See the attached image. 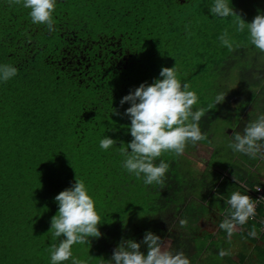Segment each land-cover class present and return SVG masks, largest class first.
<instances>
[{"label": "trees", "instance_id": "obj_1", "mask_svg": "<svg viewBox=\"0 0 264 264\" xmlns=\"http://www.w3.org/2000/svg\"><path fill=\"white\" fill-rule=\"evenodd\" d=\"M231 2L246 22L264 13V0ZM211 4L57 0L50 31L31 22L22 2L0 0V64L18 69L0 83V264H50L51 245L59 243L49 231L58 212L54 197L75 178L89 189L101 223L99 238L72 246L73 255L86 264H107L122 240L140 242L148 230L162 243L170 240L167 250L195 259L210 249L209 264H222L219 251L230 243L226 232H218L217 246L211 233L183 238L172 226L180 217H194L197 207L190 199L207 200L221 223L230 217L225 201L232 192L255 200V187H264L252 171L256 158L240 153L237 158L228 147L229 157L218 163L214 141L248 107L259 110L252 121L264 114V52L249 43L247 30L236 31L237 18H213ZM225 31L234 41L231 51L219 41ZM175 64L181 82L187 81L198 96L193 111L205 109L199 127L206 139L194 146H213L209 164L223 168L225 175L206 168L195 176L185 150L180 156L169 151L154 161L169 164L163 183L145 185L123 168L121 146L132 137L130 120L122 115L130 105L121 107L120 100L141 83H152L162 67ZM218 94L225 101L215 105ZM113 108L121 115L112 114ZM106 135L117 141L108 150L99 147ZM199 210L205 212V205L200 203ZM262 216L264 206L258 203L253 217L235 225L255 242L257 234L264 237ZM254 248L264 264V247ZM141 251L146 253V246ZM224 258L225 264L244 263L241 253Z\"/></svg>", "mask_w": 264, "mask_h": 264}, {"label": "clouds", "instance_id": "obj_2", "mask_svg": "<svg viewBox=\"0 0 264 264\" xmlns=\"http://www.w3.org/2000/svg\"><path fill=\"white\" fill-rule=\"evenodd\" d=\"M26 9L33 24H44L53 30V13L57 0H15ZM231 5V6H230ZM209 12L213 18L235 17L236 31L247 30L249 43L264 52V13L257 14L251 22H246L238 16L231 0H212ZM220 44L231 51L234 41L225 31L219 36ZM18 69L11 64H0V83L7 82L17 75ZM187 81L181 82L176 64L172 67H162L159 77L152 83L143 82L134 90L123 96L120 106L127 107L123 114L130 120L128 131L132 137L126 147L121 146L120 154L124 157L123 168L136 178L143 179L145 185L162 184L169 164L163 159L155 164L156 158L162 153L172 151L177 156L183 154L187 144L195 145L206 139L201 132L199 121L205 115V109L198 108V96L189 90ZM225 101V95L215 96V105ZM112 114L121 115L113 108ZM117 141L106 135L99 142V147L108 150L116 146ZM233 152L242 153L255 159L264 148V114L250 122L243 134L235 133L228 145ZM58 212L50 221L53 240L58 244L51 245L50 264H63L71 260V264H86L73 255L74 244H87L89 238H99L101 232L98 225L100 216L95 207V201L89 194L83 180L75 178V182L54 197ZM230 206V217L219 224L229 237L232 236L234 225H243L255 215L254 199L240 192H232L225 201ZM186 222L181 221V225ZM251 236L256 232L252 231ZM62 237V238H61ZM146 246V253L141 251ZM230 253L220 250L219 256ZM107 264H190L189 258L183 252L163 250L161 236L151 230L145 232L140 242L122 240L113 250Z\"/></svg>", "mask_w": 264, "mask_h": 264}, {"label": "rangeland", "instance_id": "obj_3", "mask_svg": "<svg viewBox=\"0 0 264 264\" xmlns=\"http://www.w3.org/2000/svg\"><path fill=\"white\" fill-rule=\"evenodd\" d=\"M253 110V111H252ZM259 110L257 108H251L248 107L246 112L240 116L238 122L235 124L233 128L227 131L226 134L221 131L217 133V137L214 140L215 141V148L217 149V162H221L222 160H226L229 157L228 151V141L226 138L230 137V135L233 132L241 133L243 134L244 128L248 125L250 121L254 118V115L257 114ZM232 138V136H231ZM226 139V140H225ZM188 149H185V156L187 158V161L189 162L191 168L193 169L192 173L195 176H199L201 172L209 168L215 173L217 171L221 172L222 175H225V170L217 165H214L213 167L210 166L209 161L211 159V154L213 152V146L209 145H202L199 144L197 146L191 145L187 147ZM230 148V147H229ZM242 154V153H240ZM239 153H235V157L239 158ZM257 163L252 168V171L256 172L255 175L257 176L258 180L260 182L264 181V148L261 149L260 153L257 154ZM192 200L193 204L196 205L197 210L194 212V217H186L184 220L180 217L176 220V222L172 226V231L175 234L181 235L183 238L185 237H195L204 233H211L213 237H215V240L217 241L218 246V238L220 235H218V232L220 230L219 224L220 222H217V218L220 214L214 210L215 207H213L210 203H206L207 200L199 199L198 197H195ZM212 202V201H211ZM202 203L206 207V211L202 212L199 210V204ZM213 207V209H212ZM185 221L186 223L184 225H181V221ZM239 225H234V231L230 239V243L227 244L225 247V250L228 251L230 254L226 255L230 259L232 256H239V254H243L244 263L242 264H261L259 260L256 258V252L254 245H258L259 247H264V237L262 238L260 235H256L255 242L247 239L244 237L239 231H240ZM226 232L225 230H223ZM216 233V234H215ZM227 234V232H226ZM228 236V234H227ZM214 239V238H213ZM223 242L222 240H219ZM168 243V245H166ZM170 240H166L162 243L163 250H167L170 245ZM213 245H211V249L213 248ZM212 250H203L202 253L196 257L195 259H189L190 264H209V261L212 256H210L208 253H211ZM225 257V256H224ZM221 258V263L225 264L226 259ZM225 259V260H222ZM239 259V257H238Z\"/></svg>", "mask_w": 264, "mask_h": 264}, {"label": "built area", "instance_id": "obj_4", "mask_svg": "<svg viewBox=\"0 0 264 264\" xmlns=\"http://www.w3.org/2000/svg\"><path fill=\"white\" fill-rule=\"evenodd\" d=\"M263 190H264V187H261V186L255 187V193L253 196L255 197L254 203L256 206L258 203H262L264 206V196L262 195ZM260 231L264 232V216H262V227H261Z\"/></svg>", "mask_w": 264, "mask_h": 264}, {"label": "crops", "instance_id": "obj_5", "mask_svg": "<svg viewBox=\"0 0 264 264\" xmlns=\"http://www.w3.org/2000/svg\"><path fill=\"white\" fill-rule=\"evenodd\" d=\"M263 183H264V181H263Z\"/></svg>", "mask_w": 264, "mask_h": 264}]
</instances>
